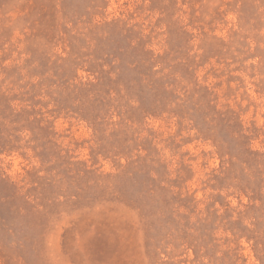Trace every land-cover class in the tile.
<instances>
[{"label":"rangeland","instance_id":"1","mask_svg":"<svg viewBox=\"0 0 264 264\" xmlns=\"http://www.w3.org/2000/svg\"><path fill=\"white\" fill-rule=\"evenodd\" d=\"M0 264H264V0H0Z\"/></svg>","mask_w":264,"mask_h":264}]
</instances>
